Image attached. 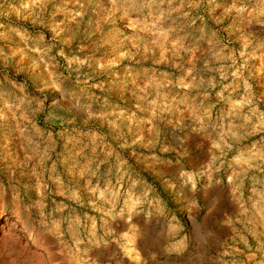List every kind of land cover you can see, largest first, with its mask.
<instances>
[{
    "label": "rangeland",
    "instance_id": "1",
    "mask_svg": "<svg viewBox=\"0 0 264 264\" xmlns=\"http://www.w3.org/2000/svg\"><path fill=\"white\" fill-rule=\"evenodd\" d=\"M2 212L0 264H264V0H0Z\"/></svg>",
    "mask_w": 264,
    "mask_h": 264
},
{
    "label": "bare ground",
    "instance_id": "2",
    "mask_svg": "<svg viewBox=\"0 0 264 264\" xmlns=\"http://www.w3.org/2000/svg\"><path fill=\"white\" fill-rule=\"evenodd\" d=\"M237 1V0H236ZM249 36V35H248ZM262 50V49H261ZM80 161V160H79ZM3 217H6L4 214H3V212L2 213H0V219L1 218H3ZM21 221V220H20ZM21 229V228H20ZM19 229V226H18V224H16V222H15V224L13 223V225L10 227V229H9V232H10V235H12V236H14V237H16V238H18L19 240H21V241H25V239H27L28 238V241H30L31 239H30V236L29 237H27L26 235H27V232L25 231V230H23V229H21L20 230ZM29 243V242H28Z\"/></svg>",
    "mask_w": 264,
    "mask_h": 264
}]
</instances>
